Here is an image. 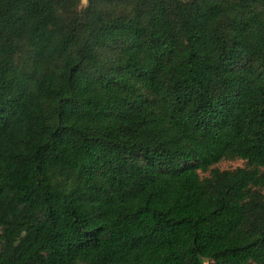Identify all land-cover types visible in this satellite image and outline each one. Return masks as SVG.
Instances as JSON below:
<instances>
[{
    "label": "trees",
    "instance_id": "obj_1",
    "mask_svg": "<svg viewBox=\"0 0 264 264\" xmlns=\"http://www.w3.org/2000/svg\"><path fill=\"white\" fill-rule=\"evenodd\" d=\"M0 264H264V0H0Z\"/></svg>",
    "mask_w": 264,
    "mask_h": 264
},
{
    "label": "rangeland",
    "instance_id": "obj_2",
    "mask_svg": "<svg viewBox=\"0 0 264 264\" xmlns=\"http://www.w3.org/2000/svg\"><path fill=\"white\" fill-rule=\"evenodd\" d=\"M83 5L85 6L86 0H82ZM246 166V163L241 160H235V161H224L220 164H218L215 168L221 170V171H231L236 170L238 168H243ZM202 178L208 177L209 174H200Z\"/></svg>",
    "mask_w": 264,
    "mask_h": 264
}]
</instances>
